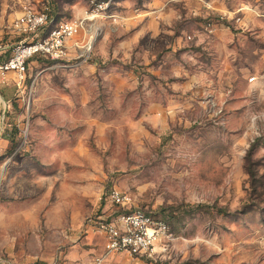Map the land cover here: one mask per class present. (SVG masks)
Returning a JSON list of instances; mask_svg holds the SVG:
<instances>
[{
	"label": "rangeland",
	"instance_id": "374dc122",
	"mask_svg": "<svg viewBox=\"0 0 264 264\" xmlns=\"http://www.w3.org/2000/svg\"><path fill=\"white\" fill-rule=\"evenodd\" d=\"M46 4L82 27L0 86V264H264V0H0L3 42ZM111 190L166 223L151 256L89 228Z\"/></svg>",
	"mask_w": 264,
	"mask_h": 264
},
{
	"label": "built area",
	"instance_id": "2783aa9c",
	"mask_svg": "<svg viewBox=\"0 0 264 264\" xmlns=\"http://www.w3.org/2000/svg\"><path fill=\"white\" fill-rule=\"evenodd\" d=\"M111 0H89L93 11L107 9ZM50 29L44 33L46 26ZM82 23L56 22L48 4L42 11L25 9L10 25L12 35L20 37L9 47L0 37V86H8L7 75L12 73V87L16 92L24 86L27 64L30 59H45L53 64H64L68 59V42L81 30ZM45 34L44 36L42 34ZM0 104L6 108L0 93ZM107 201L124 210L107 220H88L91 230L104 239L107 252H127L131 255L151 256L153 244L169 236L165 222L154 219L141 209H131V199L125 193L111 190ZM5 264V263H4ZM6 264H19L7 261ZM94 264H101L100 261Z\"/></svg>",
	"mask_w": 264,
	"mask_h": 264
},
{
	"label": "trees",
	"instance_id": "16d2710c",
	"mask_svg": "<svg viewBox=\"0 0 264 264\" xmlns=\"http://www.w3.org/2000/svg\"><path fill=\"white\" fill-rule=\"evenodd\" d=\"M55 19V21H56V17L54 18ZM57 22V21H56ZM51 27H50V25L49 26H46V28H45V30H44V33L46 32V31H48L49 29H50ZM42 34L43 36L45 35V34ZM33 59H30L28 62H30V61H32ZM8 131V132H7ZM10 131L7 129V127H6V129L4 130V133L2 134V138L3 139H5V140H7V141H9L10 143H12L13 145H15V136H16V134L18 133V131L17 130H15L14 132V135H12V134H10L9 133ZM246 172H247V174H248V176H249V178L250 179H255V177H256V172L254 171V169L251 167V165L249 164V163H246ZM204 207H209V206H205V205H198V208H204ZM217 213L218 214H223V215H227V212L225 211V210H222V209H217ZM165 220V219H164Z\"/></svg>",
	"mask_w": 264,
	"mask_h": 264
}]
</instances>
